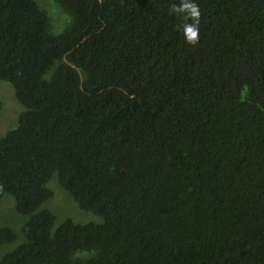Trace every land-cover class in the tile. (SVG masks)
Returning a JSON list of instances; mask_svg holds the SVG:
<instances>
[{
  "label": "trees",
  "instance_id": "trees-1",
  "mask_svg": "<svg viewBox=\"0 0 264 264\" xmlns=\"http://www.w3.org/2000/svg\"><path fill=\"white\" fill-rule=\"evenodd\" d=\"M179 2L0 0V264H264V0H195V46Z\"/></svg>",
  "mask_w": 264,
  "mask_h": 264
},
{
  "label": "rangeland",
  "instance_id": "rangeland-1",
  "mask_svg": "<svg viewBox=\"0 0 264 264\" xmlns=\"http://www.w3.org/2000/svg\"><path fill=\"white\" fill-rule=\"evenodd\" d=\"M0 101L3 103V110L0 113V136H4L8 131L13 130L17 126L18 117L23 111V107L16 100L13 87L1 81ZM49 186L53 189L55 195L48 205L56 214L58 223L68 218L77 223H97L101 221L92 213L81 210L69 193L58 185L55 177L49 183ZM25 220L24 216L15 212L14 199L11 196H6L0 201V226L9 227L17 233L15 242L0 246V258L8 252L13 251L23 242L21 227Z\"/></svg>",
  "mask_w": 264,
  "mask_h": 264
},
{
  "label": "clouds",
  "instance_id": "clouds-1",
  "mask_svg": "<svg viewBox=\"0 0 264 264\" xmlns=\"http://www.w3.org/2000/svg\"><path fill=\"white\" fill-rule=\"evenodd\" d=\"M169 14L183 18L184 22L179 27L186 43L197 45L200 40L201 9L195 0H180L179 4H171Z\"/></svg>",
  "mask_w": 264,
  "mask_h": 264
}]
</instances>
